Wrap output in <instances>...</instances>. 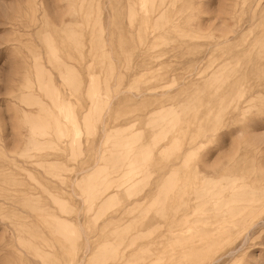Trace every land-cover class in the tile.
Here are the masks:
<instances>
[{"label": "rangeland", "instance_id": "1", "mask_svg": "<svg viewBox=\"0 0 264 264\" xmlns=\"http://www.w3.org/2000/svg\"><path fill=\"white\" fill-rule=\"evenodd\" d=\"M0 264H264V0H0Z\"/></svg>", "mask_w": 264, "mask_h": 264}]
</instances>
